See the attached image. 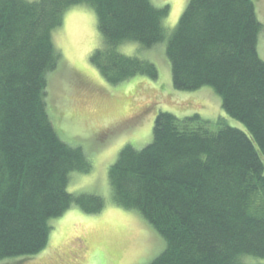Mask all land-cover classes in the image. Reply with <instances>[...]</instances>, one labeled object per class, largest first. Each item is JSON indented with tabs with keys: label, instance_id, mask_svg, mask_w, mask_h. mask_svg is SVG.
Masks as SVG:
<instances>
[{
	"label": "trees",
	"instance_id": "trees-1",
	"mask_svg": "<svg viewBox=\"0 0 264 264\" xmlns=\"http://www.w3.org/2000/svg\"><path fill=\"white\" fill-rule=\"evenodd\" d=\"M80 4L97 13L104 46L91 62L109 83L157 79L154 62L119 46L168 36L174 87H213L246 127L212 130L198 113L160 111L153 140L120 151L109 169L114 201L140 210L166 241L148 264H264V25L253 0H189L170 35V6L151 0H0V262L42 252L50 220L73 205L105 207L99 194L69 191L72 173L93 165L60 137L46 100L61 58L53 32Z\"/></svg>",
	"mask_w": 264,
	"mask_h": 264
},
{
	"label": "rangeland",
	"instance_id": "rangeland-1",
	"mask_svg": "<svg viewBox=\"0 0 264 264\" xmlns=\"http://www.w3.org/2000/svg\"><path fill=\"white\" fill-rule=\"evenodd\" d=\"M157 7L170 6L164 19L168 35L178 23L189 0H151ZM256 15L264 25V0H253ZM61 58L48 74L47 107L60 137L80 146L92 162L89 172H74L69 191L103 196L105 207L85 213L73 205L50 220L46 248L34 256L9 258L0 264H148L166 247L165 239L140 210L119 205L113 199L109 169L127 145L141 149L153 140V127L160 111L180 118L200 114L217 130L222 124L245 130L229 116L222 98L211 86L193 91L174 87L172 67L166 53L168 36L151 48L138 41L119 46L126 55L154 62L159 77L137 75L111 84L91 62L92 53L104 46L95 9L75 5L53 32ZM258 53L264 60V28L258 35Z\"/></svg>",
	"mask_w": 264,
	"mask_h": 264
}]
</instances>
